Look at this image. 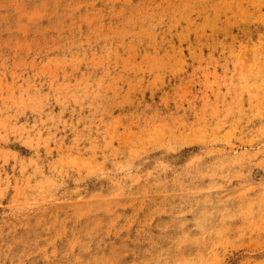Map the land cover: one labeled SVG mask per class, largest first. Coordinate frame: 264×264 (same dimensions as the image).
<instances>
[{
	"label": "rangeland",
	"instance_id": "obj_1",
	"mask_svg": "<svg viewBox=\"0 0 264 264\" xmlns=\"http://www.w3.org/2000/svg\"><path fill=\"white\" fill-rule=\"evenodd\" d=\"M0 264H264V0H0Z\"/></svg>",
	"mask_w": 264,
	"mask_h": 264
}]
</instances>
